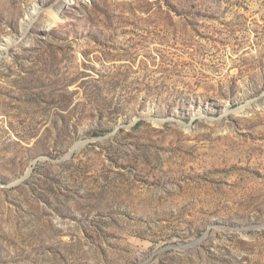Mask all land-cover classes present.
Masks as SVG:
<instances>
[{
    "label": "rangeland",
    "instance_id": "1",
    "mask_svg": "<svg viewBox=\"0 0 264 264\" xmlns=\"http://www.w3.org/2000/svg\"><path fill=\"white\" fill-rule=\"evenodd\" d=\"M0 264H264V0H0Z\"/></svg>",
    "mask_w": 264,
    "mask_h": 264
}]
</instances>
